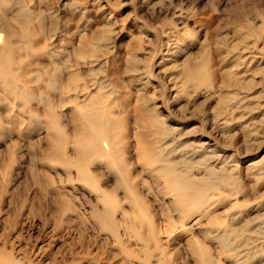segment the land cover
Listing matches in <instances>:
<instances>
[{
    "label": "rangeland",
    "instance_id": "obj_1",
    "mask_svg": "<svg viewBox=\"0 0 264 264\" xmlns=\"http://www.w3.org/2000/svg\"><path fill=\"white\" fill-rule=\"evenodd\" d=\"M0 34V264H264V0H0ZM79 111L136 193L94 161L108 219L45 157Z\"/></svg>",
    "mask_w": 264,
    "mask_h": 264
},
{
    "label": "bare ground",
    "instance_id": "obj_2",
    "mask_svg": "<svg viewBox=\"0 0 264 264\" xmlns=\"http://www.w3.org/2000/svg\"><path fill=\"white\" fill-rule=\"evenodd\" d=\"M6 72V68L0 69V80L6 76ZM77 119L79 126L72 137L61 131L56 118L53 117L52 122H49V128L52 132L48 135L49 147L45 155L47 160L66 169L75 170L78 181L94 192L96 197L101 200L104 206V213H102L104 219H108L110 213L116 209L117 204L115 196L107 193L101 187L97 178L89 171L90 165L94 164L96 160H101L115 169L116 172H111L113 173L115 187L127 189L131 205L136 206V193L128 182V176L120 165L121 162L118 161L116 152L109 144L111 135L108 133V123L102 124L100 114L93 111L91 113L79 111ZM139 146L138 155L140 157L150 159L156 155L155 149L150 144L142 142ZM68 149L71 153H68ZM170 183L179 197L190 196L194 189L191 184L180 179L172 178L169 181ZM149 235H154L153 226L149 228Z\"/></svg>",
    "mask_w": 264,
    "mask_h": 264
}]
</instances>
